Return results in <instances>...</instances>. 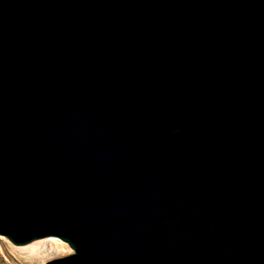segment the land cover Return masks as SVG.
I'll list each match as a JSON object with an SVG mask.
<instances>
[{"label":"water","instance_id":"1","mask_svg":"<svg viewBox=\"0 0 264 264\" xmlns=\"http://www.w3.org/2000/svg\"><path fill=\"white\" fill-rule=\"evenodd\" d=\"M0 235L264 264V0H0Z\"/></svg>","mask_w":264,"mask_h":264},{"label":"rangeland","instance_id":"2","mask_svg":"<svg viewBox=\"0 0 264 264\" xmlns=\"http://www.w3.org/2000/svg\"><path fill=\"white\" fill-rule=\"evenodd\" d=\"M56 238L48 242L49 248L55 243ZM46 239L39 240L35 243L23 246H15L6 237L0 235V264H39V260H42V264L46 261L54 258L66 256L73 252L68 250L70 247L67 243L64 247L56 250L47 249L44 253L40 254L46 245ZM61 242V241H58ZM61 243V244H62ZM39 253V255H37ZM29 256H33L29 258Z\"/></svg>","mask_w":264,"mask_h":264},{"label":"bare ground","instance_id":"3","mask_svg":"<svg viewBox=\"0 0 264 264\" xmlns=\"http://www.w3.org/2000/svg\"><path fill=\"white\" fill-rule=\"evenodd\" d=\"M53 238L55 239L56 237H50V238H45L47 241H46V245H45V247H43L44 248V250L40 253V254H42V253H44L45 251H47V249H50V250H56V249H60L61 247H64V244L63 243H65L66 244V242H64L63 241V243H62V240H60L59 238H56V240H58V241H61V242H58V241H55V243H53L52 244V246L49 248V245H48V242H50V241H52L53 240ZM40 240H42V239H40ZM37 241H39V240H37ZM37 241H34V242H32V244L33 243H35V242H37ZM62 243V244H61ZM31 244V243H30ZM29 245V244H28ZM16 246V245H15ZM68 250L70 251V250H72L70 247L68 248ZM37 255H39V253H37ZM33 256H29V258H32ZM39 264H42V260H39ZM44 264V263H43Z\"/></svg>","mask_w":264,"mask_h":264}]
</instances>
